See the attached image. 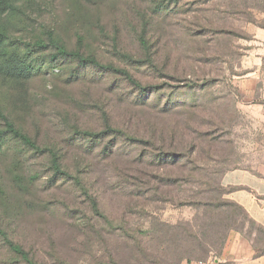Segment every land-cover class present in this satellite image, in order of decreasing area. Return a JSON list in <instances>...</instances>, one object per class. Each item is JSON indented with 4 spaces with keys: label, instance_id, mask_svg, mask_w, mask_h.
<instances>
[{
    "label": "rangeland",
    "instance_id": "obj_1",
    "mask_svg": "<svg viewBox=\"0 0 264 264\" xmlns=\"http://www.w3.org/2000/svg\"><path fill=\"white\" fill-rule=\"evenodd\" d=\"M11 1L13 10L0 16L4 53L25 60L30 73L0 71V113L40 147H56L79 179L54 182L47 154L9 134L0 118L7 237L35 264H214L235 231L225 225L228 213L203 204L210 199L203 177L180 187L158 183L180 174L152 151L161 138L169 145L196 137L195 163L264 174V0ZM48 30L70 50L82 36L84 55L124 69L133 82L53 57ZM39 40L45 45L29 46ZM74 128L121 132L92 142ZM227 178L242 181L239 173ZM251 231L246 223L241 235ZM198 241L216 246L190 252ZM0 264L27 263L0 238Z\"/></svg>",
    "mask_w": 264,
    "mask_h": 264
},
{
    "label": "trees",
    "instance_id": "obj_2",
    "mask_svg": "<svg viewBox=\"0 0 264 264\" xmlns=\"http://www.w3.org/2000/svg\"><path fill=\"white\" fill-rule=\"evenodd\" d=\"M13 5L11 0H0V16L1 14H4L5 12L12 11ZM47 38L49 39L50 45H52L54 52L52 54L53 57H56L58 55L64 56L66 58L76 59L81 63H87L95 65L99 68L103 69H110L115 72L122 73L126 77H128L132 82V77L128 74L127 71L121 68L114 67L110 64H102L99 62L94 56L90 55H84L80 49L79 46L81 45L83 41L82 36H77V43L78 47L75 49H67L66 46L59 41L58 39L53 37V33L48 30L46 33ZM142 45L146 48L147 44L146 41L142 38L141 40ZM4 45H5V32L0 26V55H2L3 51V58L0 61V71L5 73L9 78H25L30 73V67L27 65L25 60L21 59L17 54H9L6 56L4 53ZM45 45V42L43 40H39L34 42L33 44L29 46H36V47H42ZM135 84L141 88V89H149L150 86H142L141 83L134 80ZM205 88V87H204ZM0 118L3 120L4 127L6 131L11 134L13 137L18 138L25 146L28 148L34 150L38 153H44L47 154L49 158V165L50 169L53 173V181L55 182L56 178L62 177L65 179H72L75 182H78L79 179L78 176H73L69 170H67L61 160V155L58 151V149L54 146L50 147H40L38 144L35 143V141L26 133L22 132L20 129H18L12 121H10L5 115H2L0 113ZM108 132H116L120 133V130H114L107 128L106 130L100 131V132H92L87 130H79L77 128L73 129V134L77 137L83 138L87 141H96L101 140L103 137H105ZM200 131H198V135H200ZM202 135V134H201ZM184 137V135H182ZM132 141H137L142 144L146 145H154L152 140L150 139H141L137 137L130 136ZM180 141L175 144H165V140L161 138L162 141L161 145L156 148V152L154 155L156 156V159L160 161L161 165H163L164 168L169 167L170 169L176 168L179 171V175L177 176H159V182L165 185H174L177 187H180V183H190L194 181L195 176L203 177L201 178V183L204 185L205 189H202L201 192L207 191L210 194V199L208 202L203 203L207 206L211 207V210H222L224 208L225 213L227 215V223H225L226 226H228L229 229H234L235 231L242 234V230L245 227V224L247 223L248 226L253 230L251 231L250 235L246 236L247 239L251 241V245L255 251V256H260L264 254V226L257 223L255 220H253L246 210L236 203L235 201L231 200L230 198H227L229 193L234 189L233 187H224L221 183L222 176L229 170L236 169L229 168V167H221L216 168V166H212L208 163H195L197 160L196 154H198L199 149L201 148L200 144H197L196 137L191 140L190 142H187L185 139L184 142H181V138H179ZM114 140V139H113ZM112 140V141H113ZM189 167V170H188ZM201 173L202 176H200ZM158 187V186H157ZM155 189V188H154ZM91 206L95 211H98V203L95 199L90 197ZM179 205H188V202L185 200H182V202H179ZM224 212V211H223ZM237 213V214H236ZM242 219V223L240 225H237V219L236 216H239ZM229 216V217H228ZM235 217V218H234ZM253 233V234H252ZM252 234V235H251ZM195 236V235H194ZM254 236V238H252ZM0 238L6 243L9 250H11L13 253L18 255L24 262L27 264H35L34 261L29 257L28 253L17 243L10 240L6 233L3 231L0 225ZM225 243V242H224ZM224 243L221 244L220 248L222 250ZM192 248H190V252L194 251L195 247H199L202 251H204V254L207 252H212L216 246L213 242H200L194 243L191 245ZM208 249V250H207ZM221 250L219 252H216L217 254L214 256V260L216 257L220 254ZM188 251V252H189ZM207 251V252H206ZM189 252V253H190ZM209 256V255H206ZM202 257V256H201ZM189 258H187L188 261Z\"/></svg>",
    "mask_w": 264,
    "mask_h": 264
},
{
    "label": "crops",
    "instance_id": "obj_3",
    "mask_svg": "<svg viewBox=\"0 0 264 264\" xmlns=\"http://www.w3.org/2000/svg\"><path fill=\"white\" fill-rule=\"evenodd\" d=\"M239 173L242 181L227 178ZM224 187H233L228 197L241 205L248 215L264 226V174H257L247 169L227 171L221 179ZM214 264H264V254L255 256V251L248 239L239 232L232 231Z\"/></svg>",
    "mask_w": 264,
    "mask_h": 264
},
{
    "label": "built area",
    "instance_id": "obj_4",
    "mask_svg": "<svg viewBox=\"0 0 264 264\" xmlns=\"http://www.w3.org/2000/svg\"><path fill=\"white\" fill-rule=\"evenodd\" d=\"M214 263V262H213Z\"/></svg>",
    "mask_w": 264,
    "mask_h": 264
}]
</instances>
